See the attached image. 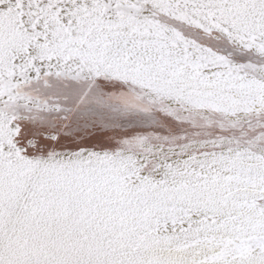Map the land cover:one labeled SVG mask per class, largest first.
Listing matches in <instances>:
<instances>
[{
  "label": "snow or ice",
  "instance_id": "6c2138e0",
  "mask_svg": "<svg viewBox=\"0 0 264 264\" xmlns=\"http://www.w3.org/2000/svg\"><path fill=\"white\" fill-rule=\"evenodd\" d=\"M0 264H264V0H0Z\"/></svg>",
  "mask_w": 264,
  "mask_h": 264
}]
</instances>
